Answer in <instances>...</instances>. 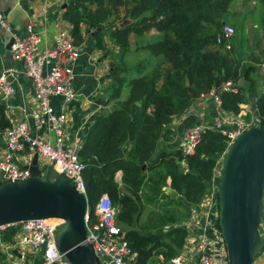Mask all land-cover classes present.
I'll return each mask as SVG.
<instances>
[{"label":"trees","instance_id":"16d2710c","mask_svg":"<svg viewBox=\"0 0 264 264\" xmlns=\"http://www.w3.org/2000/svg\"><path fill=\"white\" fill-rule=\"evenodd\" d=\"M231 1L65 2L63 18L71 24L76 40L80 38L83 23L91 30L97 48L104 47V37L119 48L120 62L112 70L114 86L109 95L114 108L106 107L87 128L82 136L79 159L85 164L83 177L89 206L100 195H108L118 210L117 221L136 254L137 264L167 260L182 250L186 230L180 222L201 199L216 160L227 149L225 136L213 129L203 134L192 155H185L180 149L164 148V143L172 141L175 135L171 126L174 117L184 113L201 94L228 79H242L245 84L236 94L221 95L223 108L237 112L240 104L249 102L246 91L251 90L249 75L256 70L255 66H240L238 59L230 54L234 46L223 51L221 46L215 45L230 15ZM124 19H130L131 23L120 26ZM150 30L160 32L161 36L143 44L139 51L153 61L151 67L143 62L125 63L123 57L130 48V34L142 36ZM126 85L127 97L121 99ZM254 108L259 113L264 112V93L255 100ZM9 125L5 107L0 104V129ZM182 162L186 168L181 166ZM167 179L178 196L172 199L164 195L183 212L179 217L173 213L163 214L139 226L143 188L152 189L157 182ZM262 200L264 202V192ZM19 228V223L6 226L0 240L13 243ZM263 250L264 243L254 258ZM0 259V264H6L1 251Z\"/></svg>","mask_w":264,"mask_h":264},{"label":"built area","instance_id":"2783aa9c","mask_svg":"<svg viewBox=\"0 0 264 264\" xmlns=\"http://www.w3.org/2000/svg\"><path fill=\"white\" fill-rule=\"evenodd\" d=\"M0 26L12 38L11 58L22 63L24 73L31 80L34 95V105L28 111L23 109L24 118L8 117L5 113L10 125L0 129V142L3 141L5 145V152L0 157L2 180L15 181L29 177V170L19 162L30 165L37 155L39 167L51 165L56 172L69 177L76 189L87 197L83 177L85 164L79 159L82 140L75 137L72 141L65 142L68 114L76 99L74 65L80 57L71 24L65 22V26L54 36L53 47L49 50H39L40 36L35 32L33 24L27 26L25 36H17L0 10ZM234 32L233 26L225 23L216 37L215 45L221 46L222 50H231ZM17 72V68L8 67L0 73V96L3 102H7L14 92L11 79ZM239 91V80L228 79L198 97L211 99V119L200 120L183 131L178 148L183 154H194L208 129L223 134L228 148L249 128L264 126V112L259 113L254 107L237 112L223 108L221 95L236 94ZM53 98L60 99L59 110H55L51 101ZM48 134H53V140L46 137ZM225 152L216 160L201 199L190 207L188 217L180 222L186 230L182 250L157 264H229L219 225V185ZM117 211L105 193L92 206L88 203L85 214L86 240L92 244L101 264H137L136 254L125 239L123 227L117 221ZM60 222L61 220L54 218L20 222L14 242L2 244L4 262L69 264L54 241L53 232ZM4 228L5 226L0 228V236ZM260 234L264 237V217ZM12 249H17L20 256L13 254ZM257 258L259 260L256 261L255 258L252 264H264V250ZM36 260L38 262L33 263Z\"/></svg>","mask_w":264,"mask_h":264},{"label":"crops","instance_id":"0c3cea01","mask_svg":"<svg viewBox=\"0 0 264 264\" xmlns=\"http://www.w3.org/2000/svg\"><path fill=\"white\" fill-rule=\"evenodd\" d=\"M64 3L62 0H0V10L17 36H25L27 26L33 24L35 32H38L40 36L39 50H49L53 47L54 36L65 26L66 20L63 18L64 8H62ZM229 12L232 22L238 23L245 45H249L247 54L243 52L244 55L243 53L236 55L239 65H252L256 68L249 75L252 78L251 90L246 91L249 102L240 104L239 110L246 111L254 107L255 100L264 93V1L232 0ZM122 22L119 23L120 26ZM129 23L131 20L128 21ZM160 36L161 33L155 30H150L142 36L130 34V48L127 53L139 50L143 44L158 39ZM9 39V33L0 26V73L8 67L18 70L11 79L13 94L7 102H3L0 96V104L5 107L6 116L22 119L25 115L23 109L28 111L34 105L33 86L30 78L24 73L22 63L12 60L10 48L7 47ZM74 41L79 47L80 57L74 65L73 85L76 99L72 102V108L68 114L65 142H70L75 137L82 140L83 134L98 115L106 107L114 108V101H109V95L111 87L114 86L112 70L119 63L118 46L108 37H104V47L97 48L91 30L86 29L83 23L80 25V38L77 40L74 38ZM140 52L143 53V51ZM239 82L240 86L245 84L242 79ZM160 85L161 81L158 88ZM128 90L127 86L122 88L121 99L127 97ZM51 101L55 110H59L60 99L53 98ZM211 114V99L209 97L196 98L184 113L175 116L172 120L171 126L175 135L172 141L164 143V148L178 149L183 131L200 120H210ZM46 137L51 140L54 138L53 134H48ZM4 152L5 145L2 141L0 142V157ZM19 164L23 166L21 162ZM181 166L186 168L185 163ZM119 178L120 173L117 174V180ZM158 183L161 185V191L170 187L169 179ZM37 262L36 260L33 263Z\"/></svg>","mask_w":264,"mask_h":264},{"label":"water","instance_id":"95a60500","mask_svg":"<svg viewBox=\"0 0 264 264\" xmlns=\"http://www.w3.org/2000/svg\"><path fill=\"white\" fill-rule=\"evenodd\" d=\"M66 3L62 5V8ZM128 19L121 26L128 24ZM12 38L7 47L10 48ZM113 65V64H111ZM109 110H113L110 106ZM24 180H2L0 173V228L33 219H59L54 241L69 264H101L86 240L85 214L88 198L74 182L51 165L39 167L37 155ZM164 192L178 196L171 187ZM264 126L240 134L227 148L219 185V225L229 264H252L264 239L260 225L264 217ZM17 257V249L11 250Z\"/></svg>","mask_w":264,"mask_h":264},{"label":"rangeland","instance_id":"374dc122","mask_svg":"<svg viewBox=\"0 0 264 264\" xmlns=\"http://www.w3.org/2000/svg\"><path fill=\"white\" fill-rule=\"evenodd\" d=\"M126 20V19H124ZM116 22H119L117 20ZM227 24H230L233 26V28L236 30H239L238 28V23L236 22L235 24L232 22V18L230 15L226 18ZM234 30V31H235ZM243 34L240 32L235 31L233 38H232V47L234 46L233 50L230 51L231 56L238 58L236 56L239 53H248V48L249 45H245L244 39L242 38ZM144 41V39H143ZM153 41V40H150ZM253 46V44H252ZM232 49V48H231ZM224 51V50H223ZM243 53V55H244ZM145 54L141 53L138 49L134 52H129L126 55H124L123 60L125 63L129 65H134L139 62H143L144 64L147 63L149 65V68L153 64V61L150 60ZM151 61V62H150ZM118 62H120L118 60ZM148 68V69H149ZM160 82V81H159ZM158 82V84H159ZM127 86V85H126ZM161 185L157 182L152 189H148L146 187L143 188L144 194H143V199L141 203V212L139 215L138 219V225L142 226L145 224H148L149 222H153L156 220L158 217H160L163 214H171L173 213L175 216H180V214L183 212V210L179 207L176 206L175 203L170 204L168 202V198L165 197L164 194H166L164 191L162 192L161 190ZM181 212V213H180ZM138 226V227H139ZM167 226L162 227V230H165ZM2 242H0V251L3 249V246L1 245ZM256 256V261L259 260ZM254 258V259H255ZM1 260V259H0ZM157 264V262L155 263Z\"/></svg>","mask_w":264,"mask_h":264}]
</instances>
